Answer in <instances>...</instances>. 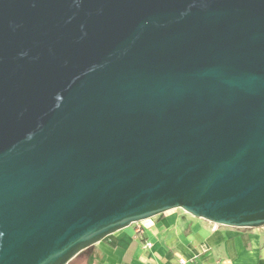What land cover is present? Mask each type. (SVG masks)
Instances as JSON below:
<instances>
[{
    "label": "water",
    "instance_id": "obj_1",
    "mask_svg": "<svg viewBox=\"0 0 264 264\" xmlns=\"http://www.w3.org/2000/svg\"><path fill=\"white\" fill-rule=\"evenodd\" d=\"M172 210L264 227V0H0V264Z\"/></svg>",
    "mask_w": 264,
    "mask_h": 264
},
{
    "label": "crops",
    "instance_id": "obj_2",
    "mask_svg": "<svg viewBox=\"0 0 264 264\" xmlns=\"http://www.w3.org/2000/svg\"><path fill=\"white\" fill-rule=\"evenodd\" d=\"M172 210L118 231L81 259L83 264H264V227H219ZM150 247H146V243Z\"/></svg>",
    "mask_w": 264,
    "mask_h": 264
},
{
    "label": "rangeland",
    "instance_id": "obj_3",
    "mask_svg": "<svg viewBox=\"0 0 264 264\" xmlns=\"http://www.w3.org/2000/svg\"><path fill=\"white\" fill-rule=\"evenodd\" d=\"M177 212L180 213V212H183V211L178 210ZM90 248H88L87 250H85L82 253H80L76 258H82L83 256H86V254L90 251ZM76 258H74L69 264H83L81 259L75 260Z\"/></svg>",
    "mask_w": 264,
    "mask_h": 264
},
{
    "label": "built area",
    "instance_id": "obj_4",
    "mask_svg": "<svg viewBox=\"0 0 264 264\" xmlns=\"http://www.w3.org/2000/svg\"><path fill=\"white\" fill-rule=\"evenodd\" d=\"M135 225H136V232H137V234H139V235L141 236V235H142V230H141V228H140L139 226H137L138 224H135ZM145 246H146V247H150L151 244L147 242V243L145 244ZM179 263H180V264H185V261H184V260H180Z\"/></svg>",
    "mask_w": 264,
    "mask_h": 264
}]
</instances>
